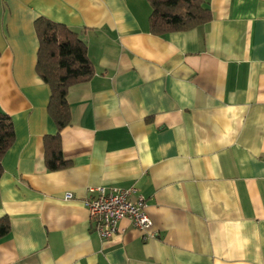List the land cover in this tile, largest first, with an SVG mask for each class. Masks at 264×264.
Instances as JSON below:
<instances>
[{"label": "crops", "instance_id": "crops-1", "mask_svg": "<svg viewBox=\"0 0 264 264\" xmlns=\"http://www.w3.org/2000/svg\"><path fill=\"white\" fill-rule=\"evenodd\" d=\"M208 3V22L157 35L149 0H0V107L16 132L0 264H264V0ZM39 17L76 31L94 64L62 129ZM58 132L69 164L50 170ZM99 186L135 188L152 227L123 219L100 238L84 202Z\"/></svg>", "mask_w": 264, "mask_h": 264}, {"label": "trees", "instance_id": "trees-1", "mask_svg": "<svg viewBox=\"0 0 264 264\" xmlns=\"http://www.w3.org/2000/svg\"><path fill=\"white\" fill-rule=\"evenodd\" d=\"M151 31L165 35L185 31L212 19L208 0H149ZM39 36L37 71L50 87L48 112L59 129L70 123L71 107L68 92L72 85L88 81L94 74V64L89 57L86 42L79 34L64 24L45 17L35 21ZM1 55V53H0ZM16 132L13 120L0 107V177L3 173L2 159L13 145ZM46 164L50 170L68 166L64 158L60 132L45 137ZM11 230L9 216L0 217V239Z\"/></svg>", "mask_w": 264, "mask_h": 264}, {"label": "built area", "instance_id": "built-area-1", "mask_svg": "<svg viewBox=\"0 0 264 264\" xmlns=\"http://www.w3.org/2000/svg\"><path fill=\"white\" fill-rule=\"evenodd\" d=\"M135 193V188L99 186L90 189L84 202L100 238L108 239L117 234L119 223L123 219H129L135 227L142 230L152 227L153 221L145 209V197L138 194L136 199H132L131 196ZM72 196L71 192L65 194L66 198Z\"/></svg>", "mask_w": 264, "mask_h": 264}]
</instances>
